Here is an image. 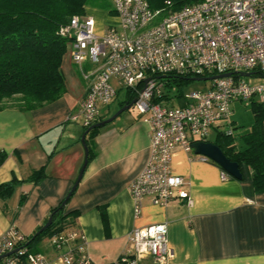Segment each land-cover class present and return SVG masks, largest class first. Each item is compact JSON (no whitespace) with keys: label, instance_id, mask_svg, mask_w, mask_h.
<instances>
[{"label":"built area","instance_id":"1","mask_svg":"<svg viewBox=\"0 0 264 264\" xmlns=\"http://www.w3.org/2000/svg\"><path fill=\"white\" fill-rule=\"evenodd\" d=\"M111 2L117 19L102 33L94 32V19L86 15H73L58 29L68 39L67 53L86 82L67 120L91 125L102 107L116 98V88H126L150 127L149 156L128 186L134 214L146 198L160 206L175 197L189 203L181 176L171 173L173 149L192 151L191 143L206 141L212 129L231 134L233 102L264 107V84H251L240 75L264 76V0H201L164 13L152 10L146 0ZM227 72L229 76L208 80L202 91L171 94L175 87L167 85V75L194 78ZM220 176L228 174L221 169ZM167 233L166 223L133 228L125 250L110 264H139L147 258L166 263L172 257ZM27 238L13 224L2 231L0 264H46L43 254L26 246ZM49 243L63 249V264H94L78 228L50 234Z\"/></svg>","mask_w":264,"mask_h":264},{"label":"crops","instance_id":"2","mask_svg":"<svg viewBox=\"0 0 264 264\" xmlns=\"http://www.w3.org/2000/svg\"><path fill=\"white\" fill-rule=\"evenodd\" d=\"M61 71L65 92L60 98L28 110L0 109V154H5L0 183L18 181L9 196L0 195V233L13 224L23 234H32L67 194L83 163V129L67 117L77 109L86 82L68 54ZM107 116L108 111L100 114ZM149 136L146 115L120 113L90 141L93 157L64 213L77 212L73 222L94 264L113 262L125 250L133 228L155 223L167 224L172 249V257L163 264H264V192L255 191L248 175L222 179L217 164L180 146L172 151L171 173L181 176L190 202L175 197L160 206L146 198L134 214L128 186L149 156ZM42 166L44 177L27 181ZM35 252L44 255L46 264H63V249L55 250L50 243L38 245ZM139 264L159 263L147 258Z\"/></svg>","mask_w":264,"mask_h":264},{"label":"trees","instance_id":"3","mask_svg":"<svg viewBox=\"0 0 264 264\" xmlns=\"http://www.w3.org/2000/svg\"><path fill=\"white\" fill-rule=\"evenodd\" d=\"M89 1L0 0V109L16 106L28 110L52 102L63 95L65 79L61 71V63L67 52L68 39L60 36L58 29L73 15L84 14ZM146 1L152 10L164 13L168 10H179L185 5L201 0ZM166 1L170 4L166 5ZM166 78L167 85L169 87L173 85L177 95L182 93L183 83L193 80L192 77L174 75H167ZM133 98L134 95L129 92L126 99L119 103V107L124 103L130 104ZM251 111L253 121L249 130L241 136L240 148L236 149L231 141L233 132L225 134L223 131H216L215 140L212 143L216 144L231 161L238 163L242 175L245 168L255 191L264 192V107L251 102ZM105 118L99 117L97 121ZM102 126L94 127L85 134L84 141L88 149L87 162L93 157L90 141ZM87 127L83 128V132ZM4 158L5 154L1 153L0 163ZM43 177L44 166L32 171L27 181L36 183ZM17 182L15 178H12L0 183V195L9 196ZM23 197H20L19 205L22 204ZM69 198L64 204L61 199L49 210L44 222L28 236L25 242L27 247L45 233L50 235L66 227L77 228L73 222L77 212L64 213V207ZM100 214L106 228L104 207L100 208ZM50 215L52 216L50 226L39 234H35Z\"/></svg>","mask_w":264,"mask_h":264},{"label":"rangeland","instance_id":"4","mask_svg":"<svg viewBox=\"0 0 264 264\" xmlns=\"http://www.w3.org/2000/svg\"><path fill=\"white\" fill-rule=\"evenodd\" d=\"M86 16H91L94 19V32L96 34H100L103 31V28L108 24H113L116 22L117 16L112 11V2L111 0H90L87 3V7L84 11ZM68 53L66 52L64 56ZM248 82L251 84L262 83L264 84V76H250L245 77ZM210 82L208 80L200 81V80H191L186 83H183L181 86L182 93H188L191 91H202L208 88ZM117 96L116 98L110 102L108 105L102 107V112L108 111V116H111L115 111L119 109L118 105L121 101H124L128 95V91L126 88L117 87ZM176 93L175 89L171 91V94ZM176 104V102H173ZM231 116L230 120L234 123V129L232 130L231 141L235 145V148L238 149L241 147V136L249 130L250 124L253 121V114L251 111V103L244 101H237L231 104ZM124 115H130L134 117H138L141 113L138 112L135 106L131 105L128 109L122 111ZM145 115V114H141ZM107 116V117H108ZM76 124L81 126L80 121H77ZM212 142L215 140V132L214 130H209L207 139ZM243 175L247 176V172L245 168H243ZM47 246L49 245V235L43 234L38 239L31 242L28 246L30 251L35 252L38 245Z\"/></svg>","mask_w":264,"mask_h":264},{"label":"water","instance_id":"5","mask_svg":"<svg viewBox=\"0 0 264 264\" xmlns=\"http://www.w3.org/2000/svg\"><path fill=\"white\" fill-rule=\"evenodd\" d=\"M230 73H223L219 75H214V76H204V77H194L193 80H200V81H205V80H211L214 77H225L229 76ZM241 76L244 77H250L253 75L252 72H241ZM133 101L130 104L124 103L117 111H115L111 116L103 119L96 121L89 125L87 129L81 134L80 141L83 145L84 149V160L81 165V168L78 172V175L73 183V185L70 187L69 191L65 195L64 199L62 200V204L66 202V200L69 198L72 190H74L82 176V173L86 167L87 164V154H88V149L87 146L85 145V134L88 130L94 128V127H99L102 126L110 121H112L117 115H119L122 111L125 109H128L132 105ZM191 148L192 152L196 155L204 156L207 157L209 160L217 164L222 170H224L229 176L241 180L242 179V173L240 171L239 165L235 161H231L223 152L222 150L214 143L210 141H194L191 143ZM52 222V216L50 215L46 222L35 232V234H39L40 232L44 231L47 229ZM9 254V253H8Z\"/></svg>","mask_w":264,"mask_h":264}]
</instances>
